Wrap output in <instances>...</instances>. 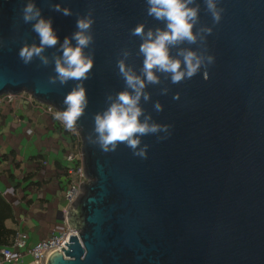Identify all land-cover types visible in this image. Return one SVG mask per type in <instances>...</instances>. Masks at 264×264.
I'll use <instances>...</instances> for the list:
<instances>
[{
	"label": "water",
	"instance_id": "water-1",
	"mask_svg": "<svg viewBox=\"0 0 264 264\" xmlns=\"http://www.w3.org/2000/svg\"><path fill=\"white\" fill-rule=\"evenodd\" d=\"M34 2L52 18L61 42L76 30L77 16L91 10L94 18V43L85 49L94 54L84 81L89 103L77 126L88 182L63 214L79 236L50 252L47 264H264V0H219L218 24L197 0V28L212 32L190 47L215 60L206 80L202 71L179 84L162 77L160 85L148 86L146 113L172 127L167 139L142 137L146 159L124 144L104 153L87 137L107 96L125 87L116 66L121 50L131 51L128 62L137 71L142 67L141 40L131 30L163 23L147 15L146 0ZM26 3L0 0V96L26 92L60 110L75 82L51 84L54 64L34 59L26 65L18 56L25 42L39 43L21 18ZM56 3L73 15L55 12ZM156 101L162 112L154 110Z\"/></svg>",
	"mask_w": 264,
	"mask_h": 264
},
{
	"label": "clouds",
	"instance_id": "clouds-1",
	"mask_svg": "<svg viewBox=\"0 0 264 264\" xmlns=\"http://www.w3.org/2000/svg\"><path fill=\"white\" fill-rule=\"evenodd\" d=\"M203 3L205 11L218 24L224 11L219 7V0H203ZM146 4L147 15L162 22L164 27L146 28L145 23H139L131 30V35L141 40L137 55L143 58L142 67L137 71L135 65L128 62L131 51L121 50L116 66L125 87L107 96V107L94 114L93 132L87 137L89 144L98 146L104 153L114 152L124 144L132 150L133 155L143 159L147 158L149 145L142 143V137L155 135L158 140H164L171 135L172 127L156 122L150 113H146L142 101L146 103L151 99V94L146 90L148 86L160 85L162 77L171 84H179L202 71L206 80L207 68L215 60L206 49L190 47L202 45L212 32L211 27L197 28L201 11L197 0H146ZM51 7L64 16L73 15L70 8L62 7L59 3ZM21 18L25 24H31L32 31L39 39L38 44L25 42L20 47L18 56L22 62L27 65L39 59L44 66L54 64L55 75L49 77L51 84L75 82L63 99L65 107L55 111L54 118L66 130L76 132L78 121L89 103L84 81L94 67V54L85 51L94 43L92 11L77 16L76 30L71 36H65L62 42L53 27L52 18L43 16L34 0H27L21 9ZM50 48L57 49L51 57L45 54L46 49ZM173 49L176 50L175 54ZM168 91L164 87L161 94ZM173 99H179V93ZM154 110L162 112L163 105L156 101Z\"/></svg>",
	"mask_w": 264,
	"mask_h": 264
},
{
	"label": "crops",
	"instance_id": "crops-1",
	"mask_svg": "<svg viewBox=\"0 0 264 264\" xmlns=\"http://www.w3.org/2000/svg\"><path fill=\"white\" fill-rule=\"evenodd\" d=\"M42 105L34 97L20 96L13 104L0 98V192L14 207L15 220L8 224L27 233L30 246L64 230L63 214L69 209L62 167L74 144ZM28 129L34 133L29 135ZM9 188L15 194H6ZM16 264L35 263L27 256Z\"/></svg>",
	"mask_w": 264,
	"mask_h": 264
},
{
	"label": "built area",
	"instance_id": "built-area-1",
	"mask_svg": "<svg viewBox=\"0 0 264 264\" xmlns=\"http://www.w3.org/2000/svg\"><path fill=\"white\" fill-rule=\"evenodd\" d=\"M26 92L20 94H5L0 96L8 104H13L20 96H26L30 100H33V96H27ZM25 98V97H24ZM45 111L54 117L55 109L54 106L48 105L45 107ZM62 126L63 124L58 121ZM63 129L69 133L72 137L74 147H72L66 155L67 162V175H66V188L64 198L69 208L77 200L80 192L82 183L88 182L85 169L83 167V151H82V137L79 131L71 132ZM29 135L34 133L33 129H28ZM15 194L14 188H9L6 194ZM20 200H14V206H18ZM66 227L64 230L53 233L51 236L40 240L33 246L29 245V235L22 230H18L17 234L12 242L11 246L0 248V264H16L24 260L25 257L30 256L33 258L35 264H47L49 253L54 250H63L67 248L66 243L70 242V238L73 235L79 236V231L71 228L67 220H65Z\"/></svg>",
	"mask_w": 264,
	"mask_h": 264
},
{
	"label": "trees",
	"instance_id": "trees-1",
	"mask_svg": "<svg viewBox=\"0 0 264 264\" xmlns=\"http://www.w3.org/2000/svg\"><path fill=\"white\" fill-rule=\"evenodd\" d=\"M67 168L62 167L65 175H67ZM66 188V182L64 184V190ZM15 220L14 207L8 202L0 192V248L11 246L14 238L17 234V229L8 224L10 221Z\"/></svg>",
	"mask_w": 264,
	"mask_h": 264
},
{
	"label": "rangeland",
	"instance_id": "rangeland-1",
	"mask_svg": "<svg viewBox=\"0 0 264 264\" xmlns=\"http://www.w3.org/2000/svg\"><path fill=\"white\" fill-rule=\"evenodd\" d=\"M32 97V96H31ZM41 103V102H40ZM41 104H43L42 106H45V107H47L48 106V104H45V103H41ZM42 139H43V136H42ZM41 143H42V141H41ZM34 179H39V176L37 175V176H35L34 177ZM63 192V191H62Z\"/></svg>",
	"mask_w": 264,
	"mask_h": 264
}]
</instances>
